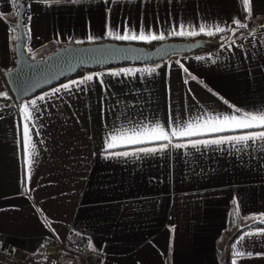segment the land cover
<instances>
[{
  "label": "crops",
  "instance_id": "0c3cea01",
  "mask_svg": "<svg viewBox=\"0 0 264 264\" xmlns=\"http://www.w3.org/2000/svg\"><path fill=\"white\" fill-rule=\"evenodd\" d=\"M20 4L24 52L34 61L67 45L149 46L209 37L170 35L181 26L220 25L226 31L214 35L224 37L214 51L88 71L17 103L4 73L15 64ZM251 7L246 19L242 0H0V249L19 261L41 258L45 240L54 238L72 251L101 252V264H232L234 242L252 233L238 245L252 256L236 258L237 264H264V142L191 147L195 140L264 129L173 138L172 144L187 146L169 145L163 152L138 149L166 142L105 150L108 137L144 124L174 119L182 125L205 114H237L233 107L264 111V0H251ZM233 18L247 27L236 29ZM125 25L165 39L107 35L109 27L122 34ZM87 75L93 80L70 91L61 87ZM55 89L60 91L52 95ZM24 105L33 113L30 182Z\"/></svg>",
  "mask_w": 264,
  "mask_h": 264
},
{
  "label": "snow or ice",
  "instance_id": "6c2138e0",
  "mask_svg": "<svg viewBox=\"0 0 264 264\" xmlns=\"http://www.w3.org/2000/svg\"><path fill=\"white\" fill-rule=\"evenodd\" d=\"M42 3L49 5L52 3H59L60 0H41ZM13 3L18 4L19 0H13ZM243 12L247 14L245 17L249 19L252 17V7L251 0H242ZM31 17L29 16V21ZM232 23L236 26V29L245 28V25L240 19L233 18ZM231 30V29H228ZM226 31V27H222L220 25H205L201 24L198 28L186 29L181 26L179 31H173L170 35L174 36H189L194 37L200 34L206 36H214L219 33H223ZM31 35V31L29 29V37ZM107 35L116 40H124V41H144L151 42L155 40H163L165 36L163 34L156 35L152 34L150 31L146 34L143 28L139 31V33L135 31H130L128 26L125 25L124 31L122 34L117 32L113 33V30L109 27ZM15 39V37H13ZM89 40H93V37H89ZM79 42V41H77ZM31 51V49H29ZM200 59V58H198ZM126 74L131 75L132 73L128 70H124ZM154 71V69L150 70ZM187 71V69H185ZM116 75V73H114ZM196 79V77H193ZM93 80V75L85 76L81 81H73L71 84H65L61 87L65 91H70L72 85L79 86L80 84H84L88 81ZM187 83V80L185 81ZM211 91V89H209ZM60 89H55L52 92V95L57 94ZM47 95V94H46ZM40 101L45 100V96L38 97ZM227 103V102H226ZM30 105L32 109L37 108V101L31 100ZM229 107H233L229 105ZM23 114V152L25 155V163L27 169V182H30L31 179V165L33 163V157L35 155L34 144L31 139V134L29 131V122L33 119V113L29 109V105H24L20 109ZM233 112L237 114H205L201 117H198L194 121H188L181 125L180 122L172 119L169 121L167 125L161 124L159 122L154 123L152 125L144 124L139 126L138 128H134L132 130H120L118 134L111 135L105 140V150H111L118 146L122 145H132V144H145V143H155V142H166L162 143L160 148H139L138 151L141 153H155L157 151L163 152L169 145L176 148L186 147L187 145L181 144H172L173 138H185L192 136H202L207 134H216V133H224V132H232L238 130L245 129H264V111L251 113V112H241L240 109L233 107ZM38 134V133H37ZM251 141L252 143H256L257 141L264 142V131H254L249 132L244 135H232V136H220L216 139L210 140H195L191 142V147L197 148L200 145H223L226 143H231L233 145L243 144L247 146V143ZM115 156H126L128 153L124 152H114L111 153ZM23 190L25 192L29 191L26 181L22 180ZM233 204H237V201L233 199ZM236 214L239 215V207L237 206ZM248 217H245L247 219ZM261 223H264V216L260 219ZM260 232H264V230H259ZM252 233H244L233 244V259L232 264H237L236 258H242L246 255L251 257L252 253H245L244 251L238 248V245H241L242 241L245 239V236H251ZM91 248V243L89 244Z\"/></svg>",
  "mask_w": 264,
  "mask_h": 264
},
{
  "label": "water",
  "instance_id": "95a60500",
  "mask_svg": "<svg viewBox=\"0 0 264 264\" xmlns=\"http://www.w3.org/2000/svg\"><path fill=\"white\" fill-rule=\"evenodd\" d=\"M23 12L24 7L20 4L15 25L17 30L15 64L12 69L4 73L6 86L17 103L76 76L80 70H97L128 64H154L173 56L193 54L205 48L204 40L164 42L151 49L117 43L67 45L41 60L34 61L24 52L26 36L23 28Z\"/></svg>",
  "mask_w": 264,
  "mask_h": 264
},
{
  "label": "built area",
  "instance_id": "2783aa9c",
  "mask_svg": "<svg viewBox=\"0 0 264 264\" xmlns=\"http://www.w3.org/2000/svg\"><path fill=\"white\" fill-rule=\"evenodd\" d=\"M104 255L97 250L76 252L68 249L63 241L47 238L41 258L19 261L0 249V264H101Z\"/></svg>",
  "mask_w": 264,
  "mask_h": 264
},
{
  "label": "trees",
  "instance_id": "16d2710c",
  "mask_svg": "<svg viewBox=\"0 0 264 264\" xmlns=\"http://www.w3.org/2000/svg\"><path fill=\"white\" fill-rule=\"evenodd\" d=\"M223 38H224L223 35H217V36L206 37V38L204 37L203 39L199 38V40H204L205 41V48L203 50L199 51V52H211V51L216 50L223 43ZM195 40H198V39H191L189 41H195ZM174 42H188V41L187 40H174ZM156 45L157 44H153V45L144 46V47H146L148 49H151V48L155 47ZM108 68H111V67H108ZM99 69H102V68H99ZM88 71H94V70H80L78 72V74L76 76L72 77V78L81 76L83 73L88 72Z\"/></svg>",
  "mask_w": 264,
  "mask_h": 264
},
{
  "label": "rangeland",
  "instance_id": "374dc122",
  "mask_svg": "<svg viewBox=\"0 0 264 264\" xmlns=\"http://www.w3.org/2000/svg\"><path fill=\"white\" fill-rule=\"evenodd\" d=\"M105 259V258H104Z\"/></svg>",
  "mask_w": 264,
  "mask_h": 264
}]
</instances>
